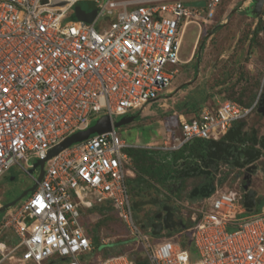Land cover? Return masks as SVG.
I'll list each match as a JSON object with an SVG mask.
<instances>
[{"label": "built area", "instance_id": "built-area-1", "mask_svg": "<svg viewBox=\"0 0 264 264\" xmlns=\"http://www.w3.org/2000/svg\"><path fill=\"white\" fill-rule=\"evenodd\" d=\"M78 1L94 8L73 22L68 11ZM221 2L0 0V177L12 164L28 167L31 157L45 159L102 115L113 124L168 97L176 65L186 62L179 58L185 25L207 22ZM99 18L107 23L97 30ZM250 109L224 100L196 115L179 114V134L169 133L157 147L177 150L195 138L216 140ZM126 147L131 145L112 127L47 158L39 180L29 174L35 190L0 218V233L9 230L14 237L9 246L0 240V264H138V258L141 264H264V205L248 211L244 194L233 187L185 200L192 211L181 214L190 223L176 231L154 234L157 220L137 222L141 205L133 203L140 196L129 190L135 174ZM168 204L179 202L174 196ZM101 205L112 207L135 246L106 258L95 252L80 219ZM157 237L163 239L152 240Z\"/></svg>", "mask_w": 264, "mask_h": 264}, {"label": "rangeland", "instance_id": "rangeland-1", "mask_svg": "<svg viewBox=\"0 0 264 264\" xmlns=\"http://www.w3.org/2000/svg\"><path fill=\"white\" fill-rule=\"evenodd\" d=\"M247 1L223 0L213 19L207 22L199 19L200 27L194 23L186 26L179 49L180 60L186 62L176 65L179 72L172 80L168 97L158 100L159 104L155 102L149 108L143 109V112L131 122L116 126L115 130L119 137L124 138L128 143L144 147V145L166 139L169 133L178 135L179 113L193 114L204 105L214 106L224 100H235L248 105L255 101L264 79V2L260 13L255 15L252 7L254 0L249 3ZM93 6L91 2L78 1L68 11L67 18L73 22L78 21L87 13L89 14ZM223 18L226 22L216 25V22H220ZM106 23L104 18H99L95 21L94 27L100 30ZM147 109L148 113L145 111ZM250 115L248 114L247 117ZM151 157L153 159L150 158V160L137 157L140 160L135 161V164L132 161L134 167L138 166L137 163L146 164L153 160L156 163L160 162L159 156L151 155ZM40 162V159L31 157L28 161L31 166L12 164L0 177V207L9 208L30 196L37 182L29 174L38 175ZM154 183L153 187L149 186L138 192L130 188L132 197L148 196L150 193L169 197L165 192L167 190L156 191L158 187ZM182 187L186 189L185 184H182ZM223 187L236 186L231 182ZM185 196L186 194L180 193L176 195V198L178 202H182L186 199ZM195 207L200 208L201 205ZM183 208H185L183 205L178 204L175 210L181 213ZM154 209L144 204L137 208L135 217L137 216V220L141 222ZM188 211L192 210L188 209ZM94 212L96 213L84 214L80 222L84 226L88 225L94 242L100 243L98 251L103 252L104 249L106 251L102 245L109 249L108 246L117 244L110 248L111 252H121L135 246L128 242L130 238L126 236L125 224L110 208L102 210L96 208ZM2 214L3 211L0 210V217ZM140 229L144 234H149L146 229L141 227ZM185 235L191 238L190 232H186ZM12 237L9 230L0 233V240L6 241L7 246L10 245ZM160 239L163 237L152 240ZM119 241L123 243H118Z\"/></svg>", "mask_w": 264, "mask_h": 264}, {"label": "flooded vegetation", "instance_id": "flooded-vegetation-1", "mask_svg": "<svg viewBox=\"0 0 264 264\" xmlns=\"http://www.w3.org/2000/svg\"><path fill=\"white\" fill-rule=\"evenodd\" d=\"M249 106H251V109L248 114L251 115L247 117V114L244 117L245 119L239 120L234 125V129L232 127V132L227 131L214 140L216 143L210 149H207V145L209 141L213 140L202 139L200 150L188 157L173 173L170 180L171 185H174L175 188L174 192L169 194V197L159 196L160 194H154L156 198H152L151 194L142 196L151 202L156 200L151 205V207L155 208L153 212L145 216V224H151L156 220L157 222H163V216L166 213L164 207H169L170 212L165 224L172 227L173 230L176 228L178 230L180 229L179 226L187 224L189 219L186 216H182L178 210H175V207L178 208L177 204L174 206L168 204L171 197L184 193L186 194L185 200L195 201L205 196L204 193L210 188L214 190L231 182L236 186L234 188L243 194L245 193L244 185L247 183L246 190L257 191H255L254 196L256 201L254 207L264 205V79L257 98ZM227 133H229L228 137L232 139V144L225 139ZM230 145H235L237 148L238 153L236 156L230 155ZM252 155L254 156L251 162H243ZM255 158L257 159L255 160ZM256 182L260 186L262 193H258L259 188L258 190L254 189ZM182 184H185L186 189H183ZM162 189L165 190L164 187ZM184 201L179 202V205L182 206ZM182 211H188V208L185 207ZM156 215H159V217Z\"/></svg>", "mask_w": 264, "mask_h": 264}, {"label": "trees", "instance_id": "trees-1", "mask_svg": "<svg viewBox=\"0 0 264 264\" xmlns=\"http://www.w3.org/2000/svg\"><path fill=\"white\" fill-rule=\"evenodd\" d=\"M246 105H248V104H246ZM202 142H203V140H201L199 138H195L192 141L183 144L177 150H163V149H159V148L140 147V146L126 147L124 150L133 158L132 161L134 162V164H135V161L138 162V160H140V158H137L139 156L145 157L146 159H149V160H150V158L153 159L151 157V155H157L160 157V162L156 163L154 160L152 161L154 164L152 162H148L146 164L137 163L138 166H136V167H134V165H133L135 176L132 178H129V180H128L129 190L131 188L132 191H134V192H138L140 189H141L140 191H142V189L147 188L149 186L153 187V183L156 181H159V183H160L159 185L162 184L163 186L168 187V189H171L170 185L166 184V182L172 178L173 173H175L177 170L175 167V166H177L176 160L185 159V158L187 159L193 153H196L197 151H199L200 147H201L200 145ZM154 152H156V154H153ZM151 180H153V181H151ZM150 181L152 182V184L150 183ZM140 186H141V188H140ZM130 192H131V190H130ZM96 208L101 209V210L110 208L112 210V207L110 205H101L99 207H95L93 209V211H95ZM89 230L90 229L87 230V233L91 237L92 243L95 247V252H97L103 258H106L107 256L119 254V253L126 251V250H124L121 252H118V251L117 252H111L110 248L114 245H117V244H113L111 246H108L109 249H107L106 246L102 245L104 248H106V251H108V252H106L105 249L103 252L98 251L100 243L94 242V239L90 235ZM118 243H123V242L119 241ZM189 247H191L190 250L193 249L192 245H190ZM138 260H139V258L137 259L138 264H141V262Z\"/></svg>", "mask_w": 264, "mask_h": 264}, {"label": "water", "instance_id": "water-1", "mask_svg": "<svg viewBox=\"0 0 264 264\" xmlns=\"http://www.w3.org/2000/svg\"><path fill=\"white\" fill-rule=\"evenodd\" d=\"M264 0H254L253 1V12L255 15H258L261 11L262 5H263ZM94 15V11L92 12V14L87 15V17H85L86 21H90L92 19V16ZM229 16V15H228ZM137 114H131V115H124L119 117L117 120H115L113 122V124L111 123L110 117L109 115H102L101 117H99L98 119H96L93 123H91L87 128L83 129V130H78L74 133H72L71 135L67 136L63 141H61L60 143H58L57 145H55L54 147H52L49 152L48 155L45 159H40V166H39V171H38V175H37V180H39L42 176L43 173V164L44 161L57 154L59 151L63 150L64 148L80 142L90 136H93L97 133L103 132V131H107V130H111L112 127H116V126H120L126 123L131 122L132 120H134L136 118ZM231 130H229L230 132ZM230 138H228L227 140H229ZM214 143H216V141H209L208 145H207V149H210V147H212L214 145ZM238 153L237 148L234 146L231 147L230 150V155L231 156H236ZM254 155L249 156L247 159H245L243 162L244 163H249L251 162L252 158ZM257 158H255L256 160ZM254 165V164H253ZM255 166V165H254ZM247 183L244 185V189H245V193L243 196V205L247 208L248 211H251L252 208L255 206L256 201L254 199L255 196V190L252 189H247ZM212 191V189L210 188L209 190H207L204 195L207 196L210 192ZM147 201H139V202H134L133 205L134 207H137L139 204L143 205L145 204ZM4 207H0V210H4ZM166 213L163 216V222H156L153 224V233L156 234L159 232L160 229L162 228H166L169 230H172V227H169L168 225L165 224V220L167 218V216L169 215V207H164ZM157 217H159V215H156ZM169 234V233H168Z\"/></svg>", "mask_w": 264, "mask_h": 264}, {"label": "crops", "instance_id": "crops-1", "mask_svg": "<svg viewBox=\"0 0 264 264\" xmlns=\"http://www.w3.org/2000/svg\"><path fill=\"white\" fill-rule=\"evenodd\" d=\"M249 2H251L250 0H248ZM252 7H253V4H252ZM216 12H217V10L215 11V14H214V16L212 17V19L215 17V15H216ZM228 11H226V13H227ZM226 15V14H225ZM228 20V19H227ZM226 22V20L223 18V19H221L220 20V22L218 21V22H216V25H222L223 24V22ZM203 22V21H202ZM191 23H194V24H196L198 27H200V23L198 24V23H195V22H193V21H191ZM190 24V22L189 23H187L186 25H185V27H184V29H183V33H182V38H181V41H182V39H183V36H184V30H185V28H186V26L187 25H189ZM184 61V60H183ZM170 90H171V87H170ZM147 113H148V109L147 110H145ZM199 112V111H198ZM198 112H195L196 114H198ZM191 114H185V116H190ZM238 122V121H237ZM237 122H234L233 123V125L231 126V128L229 129V130H231L232 129V127H233V129H234V125L237 123ZM229 130H228V132H229ZM230 132H232V131H230ZM228 135H229V133H227V136L225 135V139H228L229 137H228ZM124 139V138H123ZM125 140V139H124ZM202 140V139H201ZM229 142H230V144H232L231 142H232V139H229ZM229 142H227V143H229ZM128 143V142H127ZM162 143V140H160V141H157V142H155V143H151L150 145L148 144V146H151V148H158L157 146L158 145H160ZM128 144H130L131 145V147H137V146H140V147H142L143 145H135V144H132V143H128ZM154 145V146H153ZM147 145H144V147H146ZM231 145H230V149H231ZM133 160V159H132ZM132 168H133V170H134V167H133V162H132ZM135 174V173H134ZM156 183H158V184H160L159 183V181H156ZM258 188H259V191H258V193H262V191H261V188H260V186L257 184V182H256V185H254V189H257L258 190ZM171 190L173 191L174 189L173 188H171ZM256 191V190H255ZM174 192V191H173ZM257 192V191H256ZM259 195V194H258ZM261 197V196H260ZM156 202V200L154 201H152V202H150V203H147L148 205H153L154 203ZM157 205V204H156ZM143 205H141L140 207H142ZM186 217H187V215H186ZM187 219H188V217H187ZM7 231V230H6ZM12 234V233H11ZM11 239V238H10ZM14 239V237H12V239L11 240H13ZM9 240V239H8ZM4 241V240H3Z\"/></svg>", "mask_w": 264, "mask_h": 264}, {"label": "clouds", "instance_id": "clouds-1", "mask_svg": "<svg viewBox=\"0 0 264 264\" xmlns=\"http://www.w3.org/2000/svg\"><path fill=\"white\" fill-rule=\"evenodd\" d=\"M223 1V0H222ZM251 1V0H250ZM247 3H249V1H247ZM185 61V60H184ZM239 102V101H238ZM241 103V102H240ZM244 104V103H243ZM246 105V104H245ZM200 111V110H199ZM179 114H183V113H179ZM178 114V115H179ZM191 115H196V113H193V114H191ZM190 115V116H191ZM237 122V121H236ZM188 159V158H187ZM186 158L184 159V161H186L187 160ZM179 160V159H178ZM177 161V160H176ZM183 161V162H184ZM181 165V164H180ZM180 165L177 163V166H175L176 167V169H178L179 167H180ZM166 184H169L170 185V187L171 188H175L174 186H172L171 185V180L169 179L167 182H166ZM156 186L158 185L159 186V184L158 183H156L155 184ZM162 185V184H161ZM157 186V187H158ZM163 186V185H162ZM161 187V186H160ZM165 188H168V187H166V186H164ZM156 191H159V189H155ZM151 194V193H150ZM143 196V195H142ZM142 196H140L139 197V200L140 201H147L145 204H147V203H149V202H151L150 200L148 201L147 199H145V198H141ZM152 198L154 197V198H156L154 195H150ZM144 205V204H143ZM7 208H5L4 210H3V213H4V211L6 210ZM182 215V214H181ZM1 218V217H0ZM137 222H139V223H141V224H143V223H145V221L142 219V221L140 222L139 220L137 221ZM190 223V220L188 221V223L187 224H189ZM187 224H185V225H187ZM184 224H182V225H180L179 226V228H181V227H183V226H185ZM177 229V228H176ZM176 229H174V231H176ZM172 230H173V228H172Z\"/></svg>", "mask_w": 264, "mask_h": 264}]
</instances>
